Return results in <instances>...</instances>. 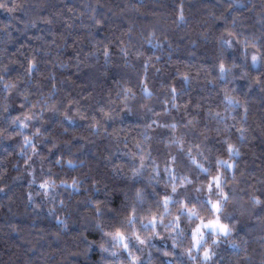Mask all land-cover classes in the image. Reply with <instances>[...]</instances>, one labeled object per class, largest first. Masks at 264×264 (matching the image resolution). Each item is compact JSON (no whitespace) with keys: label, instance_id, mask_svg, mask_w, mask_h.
Listing matches in <instances>:
<instances>
[{"label":"clouds","instance_id":"1","mask_svg":"<svg viewBox=\"0 0 264 264\" xmlns=\"http://www.w3.org/2000/svg\"><path fill=\"white\" fill-rule=\"evenodd\" d=\"M55 2L63 7L0 0L9 14L0 20V192L26 182L33 211L47 207L56 218L54 231L0 244V264H69L62 240L70 222L99 253L94 264H264V154L257 165L248 150L254 133L264 137V119L238 112L245 102L226 83L212 102L205 93L180 103L196 79L191 70L178 69L168 83L149 73L155 65L144 45L160 46L159 21L100 39L107 0ZM220 3L222 46L239 49L241 64L253 51L264 56V0ZM237 37L256 47L245 53ZM69 48L74 54L63 58ZM114 57L115 80L99 71L110 85L77 83V73ZM221 61L227 73L240 67ZM224 79L218 69L205 87ZM217 217L227 233L208 223Z\"/></svg>","mask_w":264,"mask_h":264},{"label":"trees","instance_id":"2","mask_svg":"<svg viewBox=\"0 0 264 264\" xmlns=\"http://www.w3.org/2000/svg\"><path fill=\"white\" fill-rule=\"evenodd\" d=\"M67 2L79 4V0H67ZM244 3L247 4V0H244ZM52 7L56 10L63 5L56 4L53 0ZM181 10L185 20L176 25L173 21L180 16ZM104 15L106 22L100 26V39L113 33L118 35L121 31H126L130 25L138 27L156 21L163 25L161 31L164 35L160 37V46L153 49L151 45H144V51L147 55L153 56L152 63L155 67L150 68L149 73H155L157 81L171 82L176 78L178 69L191 70L192 75L196 77L188 86L180 103L195 102L205 93L209 102H212L215 99V93L226 83L229 88L235 89L233 94L245 102L244 109H237L238 112L247 108L250 122L255 121L257 124L264 119V63L253 68L249 59L245 64H241L239 49L234 53L232 48L222 46L218 36L225 27L226 13L220 0H107ZM8 19V13L0 12V20ZM56 30L60 31V26ZM245 34H249L248 30H245ZM74 35H80L79 31L74 32ZM164 37H167V40H164ZM2 39L0 35V40ZM31 42L30 34L27 43ZM19 43L26 42L20 39ZM133 43H136L134 38ZM84 47L87 51L90 44ZM8 48L9 51H15L12 45H8ZM73 54V48H69L63 53V58ZM221 58L229 65L235 59L240 67L226 73L225 79L218 84L213 83L206 88V80L218 76V64ZM113 59L114 64L98 66L97 69L92 70L83 69L82 72L77 73L82 77L77 83L87 86L91 81L99 83L102 87L110 85L111 81L106 77H100L99 71L109 72L112 80H115V74L118 71L115 63L119 60L117 57ZM139 63L142 67V61ZM101 65H103L102 60ZM156 68L160 71L156 72ZM67 74L71 76V70H68ZM72 78L75 79V77ZM254 135L257 138L248 142V150L255 154L258 165L259 157L264 154V137H259L255 133ZM55 224L56 218L49 214L47 207L33 211L32 206L28 204L26 182L15 183L4 192H0V244L7 242L20 245L29 235L37 236L54 231ZM69 229L68 236L62 240L63 246L67 249L62 259L67 260L69 264H94L99 259V253L89 250L82 243L76 224L70 222ZM84 235L89 239L94 238L89 233Z\"/></svg>","mask_w":264,"mask_h":264},{"label":"snow or ice","instance_id":"3","mask_svg":"<svg viewBox=\"0 0 264 264\" xmlns=\"http://www.w3.org/2000/svg\"><path fill=\"white\" fill-rule=\"evenodd\" d=\"M180 18L183 19V12L181 10V13H180ZM237 40L238 42L243 46V50L245 53L248 52V48L251 46L252 48H255L256 47V44L253 42V41H250V40H247V39H244V40H240L239 37H237ZM224 43L226 45H228L229 47L232 46V41L231 40H225ZM250 60L253 64H260V63H264V56H260L258 55L255 51H253L251 53V56H250ZM218 69H219V72L220 74L223 76L225 75L227 72H228V68L225 66L224 62L221 61L219 64H218ZM173 91H175V89L173 88ZM226 99L228 100V102L230 104H233V103H236L237 101L235 100V98L231 97V96H228L226 97ZM245 111H247V108H245ZM229 150H231L232 146L229 145ZM217 184H219V179L217 178ZM42 187H44L45 189H47L49 187L48 184H43ZM214 207H217L218 208V204L216 205H213ZM208 223L210 225H213L214 227H217L219 228V230L221 232H224V233H227L229 231V226L226 225V224H222L220 222V219L219 217H217L215 220H209ZM114 238H122V234L117 231L115 234H114ZM127 245H125L126 247ZM205 255L207 256L208 253L205 252Z\"/></svg>","mask_w":264,"mask_h":264}]
</instances>
